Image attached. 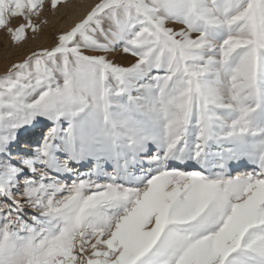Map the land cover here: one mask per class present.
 Segmentation results:
<instances>
[{
    "label": "snow or ice",
    "instance_id": "1",
    "mask_svg": "<svg viewBox=\"0 0 264 264\" xmlns=\"http://www.w3.org/2000/svg\"><path fill=\"white\" fill-rule=\"evenodd\" d=\"M79 7L0 73V264H264V0Z\"/></svg>",
    "mask_w": 264,
    "mask_h": 264
},
{
    "label": "rangeland",
    "instance_id": "2",
    "mask_svg": "<svg viewBox=\"0 0 264 264\" xmlns=\"http://www.w3.org/2000/svg\"><path fill=\"white\" fill-rule=\"evenodd\" d=\"M96 2L97 0H69V6L59 8L55 14L51 11H47L45 18L49 20V25L45 26L44 34L35 39H33L30 35L29 38L25 42H22L19 46H13L6 33L0 31V73L4 71L6 65L12 60L19 59L23 54L32 49L49 44L50 39L47 38L49 28L52 25H55L57 29L67 27L71 23V19L73 17L82 14V12L86 10L79 7V5H91ZM72 5H77V7L73 8ZM66 13L69 16L68 19H65ZM115 55L117 59L124 58L119 53H116Z\"/></svg>",
    "mask_w": 264,
    "mask_h": 264
},
{
    "label": "bare ground",
    "instance_id": "3",
    "mask_svg": "<svg viewBox=\"0 0 264 264\" xmlns=\"http://www.w3.org/2000/svg\"><path fill=\"white\" fill-rule=\"evenodd\" d=\"M47 31V30H46ZM46 35V34H45ZM121 59V58H120ZM124 59V58H123Z\"/></svg>",
    "mask_w": 264,
    "mask_h": 264
}]
</instances>
